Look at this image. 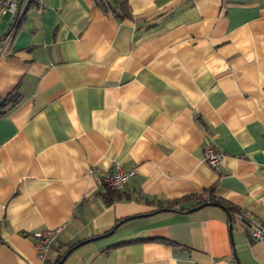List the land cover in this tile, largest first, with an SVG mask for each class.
Listing matches in <instances>:
<instances>
[{"label": "crops", "instance_id": "obj_1", "mask_svg": "<svg viewBox=\"0 0 264 264\" xmlns=\"http://www.w3.org/2000/svg\"><path fill=\"white\" fill-rule=\"evenodd\" d=\"M3 16L0 98L19 101L0 114V264H48L92 237L60 264H264L243 219L264 225V0H44ZM116 165L134 174L107 202ZM208 195L231 210L189 211ZM56 226L42 261L35 233Z\"/></svg>", "mask_w": 264, "mask_h": 264}, {"label": "built area", "instance_id": "obj_2", "mask_svg": "<svg viewBox=\"0 0 264 264\" xmlns=\"http://www.w3.org/2000/svg\"><path fill=\"white\" fill-rule=\"evenodd\" d=\"M97 3L102 0H95ZM34 3L36 5V10L41 11L43 7L44 0H0V16L9 14L14 17L13 23L17 20L19 13L21 11V6L26 7L27 4ZM14 32L12 27L7 35V39H10ZM222 157L221 152L214 149L212 146L207 145L204 150L203 162L211 169H215L219 164ZM134 174L132 170H123L119 165H116L109 174L102 178V182H105L112 189H121L126 182ZM250 229L251 238L255 240H264V225L259 221L243 218ZM62 226H56L54 228H46L42 231L35 233L34 248L36 254L40 260H45L46 253L50 246L56 241L58 235L60 234Z\"/></svg>", "mask_w": 264, "mask_h": 264}, {"label": "trees", "instance_id": "obj_3", "mask_svg": "<svg viewBox=\"0 0 264 264\" xmlns=\"http://www.w3.org/2000/svg\"><path fill=\"white\" fill-rule=\"evenodd\" d=\"M18 101H19V97L15 96L13 94V91L9 92L4 97H1L0 98V114L4 113L6 108L17 104ZM102 185H103V189L101 190V194L105 197L107 202H110L114 199H118L121 197V193L119 192V190L112 189L105 182H102ZM175 202L176 201L169 200L163 203H159L158 207L164 208V209H171ZM204 202L219 203L220 205L226 206L230 210L232 208L231 206H227L222 200L216 197H213L211 195H208L207 197H200L197 201L198 204H201ZM61 256H62V253L57 255L56 258L48 264L56 263Z\"/></svg>", "mask_w": 264, "mask_h": 264}, {"label": "water", "instance_id": "obj_4", "mask_svg": "<svg viewBox=\"0 0 264 264\" xmlns=\"http://www.w3.org/2000/svg\"><path fill=\"white\" fill-rule=\"evenodd\" d=\"M206 204H207V203L204 202V203L200 204L199 206H194V207L190 208L189 211L195 210V209H197L198 207H200V206H202V205H206ZM224 210H225V212H226V214H227V217H228V225H229V229L231 230V228H232V216H231V213H230L226 208H224ZM125 219H127V218H125ZM122 221H124V220H120L117 224L121 223ZM113 230H114V228H112L109 232H106V233L102 234L101 236L107 235L108 233L112 232ZM98 237H100V236H98ZM93 238H95V237L87 238V239L81 240V241H79V242L73 244L71 247H69V248H68V249L62 254V256H61V257L58 259V261H57L56 263H54V264H60L61 262L64 261V259L67 257V255H68V254H69L74 248H76L77 246H79V245H81V244H83V243H85V242H87V241H90V240L93 239Z\"/></svg>", "mask_w": 264, "mask_h": 264}, {"label": "rangeland", "instance_id": "obj_5", "mask_svg": "<svg viewBox=\"0 0 264 264\" xmlns=\"http://www.w3.org/2000/svg\"><path fill=\"white\" fill-rule=\"evenodd\" d=\"M8 14L4 15L3 17H6ZM98 240H101V239H98ZM97 241V240H96ZM69 261V259H67V262Z\"/></svg>", "mask_w": 264, "mask_h": 264}]
</instances>
